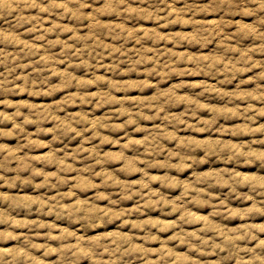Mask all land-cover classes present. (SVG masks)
<instances>
[{
	"label": "clouds",
	"instance_id": "9594fccd",
	"mask_svg": "<svg viewBox=\"0 0 264 264\" xmlns=\"http://www.w3.org/2000/svg\"><path fill=\"white\" fill-rule=\"evenodd\" d=\"M177 4L182 7H177ZM45 13L52 23L50 28L44 27ZM209 14H216L218 18L209 21L206 19ZM53 17H58L60 21L67 19L69 23L57 22ZM106 19L114 22L105 23ZM142 21L154 22L156 26L143 27L140 24ZM82 26L87 28L88 35H79ZM68 32L73 34L69 39H59L62 33ZM51 33H55L57 39L49 40ZM105 38L115 43L105 44ZM38 41H45V44H38ZM169 43L173 46L171 49L167 47ZM57 46L60 48L58 53L50 52ZM185 46L189 51H177ZM203 49H208L210 54H199ZM149 52L153 53L151 57ZM256 53L264 54V0H208L207 3L200 0H0V67L5 69L0 73V97H3L0 98V124L11 122L14 125L12 132L0 130V135L26 136L28 143L24 147H51L45 141L32 140L31 136L52 133V140L60 143L77 138L89 143L100 139L102 143L119 145L121 150L117 157L111 154L101 157L100 145H95L87 149L94 163L80 169L63 164L64 158L53 152L51 162L57 165L59 172H78L76 183L69 185L73 190L66 195L77 196L76 189H79L85 193V198L81 200V205H64L61 201L65 194L61 193L54 198L55 203L49 202L51 212L44 213L42 207L38 211L54 214L73 227L62 228L59 235L50 230L44 237L48 243H36L32 235H26L19 247L7 251L0 248V264H82L85 259L92 264H135L137 260L142 264L145 261L147 264H174L177 259L174 249L158 250L161 252L160 260L151 261L148 253L153 249L146 247L153 243L166 246L171 242L186 248L187 252L180 259L187 260L188 264H226L227 261L264 264V239L260 236L264 233V150L255 147L264 145V139L237 143L211 141L215 147L210 150L207 144L190 141L180 134L181 125H187L185 131H215L218 120L235 117L242 118L244 123L235 128L218 130L232 136L264 133V124L254 126L257 116L264 115V107H256L253 103L264 104V84L260 83L264 81V60L253 59ZM40 55L41 59H34ZM106 57L111 58L110 64L104 63ZM61 64L66 67L60 68ZM29 68L32 72L20 75L18 78L23 83L17 87V69L26 72ZM253 68H260L261 72L250 79L242 78ZM100 69H104V75L98 74ZM189 76L209 77L217 83L213 85L201 81L199 84H188L173 79ZM153 77L154 80L149 79ZM245 83H253L254 91L237 89L232 92L221 88V85ZM167 85L171 86L165 90ZM93 88L95 92L91 90ZM197 88L200 91L195 95L184 91ZM149 90H155L156 94L149 95ZM17 92L38 98L53 97L57 93L65 95L58 103L43 104L29 100L16 102L8 98ZM116 93L125 95L118 98ZM129 93L141 95L133 97ZM211 93H215L216 99L224 101L225 107L214 109L213 119L209 120L201 118L198 113L211 106L210 103L200 102V97ZM237 100L245 107L236 104ZM117 104L119 108L115 107ZM86 106L112 108L113 111L103 119H86L89 115L84 111ZM73 108L81 111L73 113ZM181 108L183 112L179 115L172 114V110L179 111ZM7 109L13 111L9 113ZM146 110L153 114L148 115ZM189 116L198 123L189 124L186 119ZM123 117H126L124 123L111 120ZM158 119L163 121L165 129L170 127L173 131L149 130L140 124L142 120ZM49 122L54 127L44 126ZM28 124L36 127V133L25 132ZM130 125H135L137 132L150 134L144 141L131 139L128 136ZM101 129L108 133H123L127 142L121 144L119 139L110 138ZM152 131L155 134H151ZM88 132L92 135H85ZM170 138L177 143L169 152L161 140ZM141 148L144 150L145 167H134L139 162V156L129 158L125 150L140 153ZM199 148H203V158L197 155ZM84 151L82 144L73 153L72 159H77ZM165 154L167 159L162 164L159 157ZM210 157H215L216 163L224 166L220 172L204 173L200 170L199 166L211 162ZM173 158L179 162L172 163ZM114 159L125 163L121 172L129 174L135 171L145 178L137 183L141 188L139 196L146 202H138L134 209L115 210L121 199H131L130 189L133 186L128 181L110 182L107 177L112 174L106 169L96 171L97 165H106ZM6 162L7 157L0 160V169L8 170ZM42 162L47 163V158ZM236 165L242 169L259 166L262 174L245 180L242 175L229 170V166ZM155 167L178 172L191 170L193 173L187 184L181 180L169 183L167 177H160L165 181L162 188L179 190V195L174 198L166 197L169 204L167 211L160 201L153 199L148 170ZM85 172L89 174V183L92 177L97 176L103 181L99 185L92 184V187L116 186L128 189V192L121 199H113V193L109 191L98 192L89 202L87 189L81 186ZM41 174L45 183L37 187L59 188L61 184H69L67 177L61 178L57 173ZM52 178H56L58 183H49ZM24 183L31 184V178ZM144 189L148 190L147 197ZM223 189H227V193ZM98 199L106 200L107 207L96 203ZM233 200L240 203L233 204ZM205 207L211 209L209 214H197ZM24 208L32 212L31 203L25 204ZM149 210L165 216L179 212L180 218L171 223L139 218L147 215ZM134 213L138 214L136 219L132 218ZM116 220H121V229L131 228L133 232L128 235H124L123 231L112 232L111 226ZM196 224L201 226L195 230L185 228ZM13 227L28 228L39 237L41 233L38 229H52L55 225L26 221ZM77 228L80 229L79 235ZM153 229L157 230L156 233ZM100 230H107L109 235H96ZM169 230L175 231L170 240L158 234ZM141 232L143 235H139ZM13 238L21 240L20 236ZM52 240L58 243L53 245L50 243ZM137 240L144 243L138 244ZM252 241L256 243L251 244ZM35 251H42V256L37 257ZM164 251L168 252L167 258ZM192 252L197 257L189 255ZM52 256L56 259H48ZM202 256L218 258L202 260L199 258Z\"/></svg>",
	"mask_w": 264,
	"mask_h": 264
},
{
	"label": "rangeland",
	"instance_id": "374dc122",
	"mask_svg": "<svg viewBox=\"0 0 264 264\" xmlns=\"http://www.w3.org/2000/svg\"><path fill=\"white\" fill-rule=\"evenodd\" d=\"M201 3H207L208 0H200ZM177 7H182L181 4H177ZM45 28L52 27V23L49 21V18L47 17V14L45 13ZM218 17L216 14H209L206 19L209 21H212L214 19H217ZM52 19L57 20V22H62L65 24H68L69 21L67 19L60 21L58 17H53ZM114 22L112 20H105V23ZM87 22H85L86 25ZM141 26L152 28L156 25L154 22L149 21H142L140 22ZM179 30V29H177ZM165 34L167 33V30H161ZM188 31H191L188 29ZM87 28L85 26L81 27L79 35L86 36L88 35ZM73 34L71 32L68 33H62L59 36V39H69ZM28 39H31V37H28ZM49 40H55L57 39V35L55 33H51L48 35ZM105 44L109 43H115L111 41L108 38H105ZM38 44L44 45L45 41H38ZM132 47H135V45H132ZM163 47V45H161ZM168 48H172L173 46L169 43L167 45ZM213 48L215 45L212 46ZM60 48L57 46L55 49H51L50 52H59ZM177 51H183L187 52L189 51V48L185 46L182 49H177ZM201 55H209L208 49H203L199 53ZM119 55V54H117ZM149 57L153 55L152 52L148 53ZM42 55L34 57V59H41ZM253 59H261L264 60V54L256 53V55L253 57ZM112 62L111 58L106 57L104 60L105 64H110ZM151 66V65H149ZM60 68H65L66 66L61 64L59 66ZM123 67V65L121 66ZM5 69L3 67H0V73H3ZM32 72V68H29L26 70L17 69V72L15 75L17 76L16 79V86L19 87L23 81L20 80L18 77L20 75H24L27 73ZM261 72L260 68H253L252 71L246 73L242 78L244 79H250L254 76H257ZM83 74V73H81ZM98 74L104 75V69H100ZM110 75V74H109ZM141 79L143 77H140ZM124 79V78H122ZM149 79H155L149 78ZM176 82H180L183 80L185 83L188 84H199L201 81H204L208 84L215 85L217 83L216 80L209 78V77H200V76H189V77H175L173 78ZM55 82V78H54ZM261 84H264V81H260ZM171 85H167L165 90H167V87H170ZM221 88L227 91L236 92L237 89L240 91H254L255 85L253 83H245L242 85H221ZM93 92L96 91L95 88L91 89ZM186 93H190L192 95H195L196 92H199L200 89L197 88L194 91L185 89ZM149 95H155V90H149ZM64 93H57L53 97H35V96H28L24 92H17L15 94L10 95L8 98L12 99L13 101L19 102L21 100H29L32 102H39L41 104L43 103H58L59 100H62L64 98ZM124 93H116V96L118 98L123 97ZM128 95L136 97L138 95H141L139 93H129ZM3 98V97H0ZM200 102L202 104H209L210 107H206L201 109V111L198 113V115L201 118H206L209 120L213 119L214 116V109H222L225 107V102L221 101L219 99L215 98V93H211L207 96L200 97ZM256 107H264V104H260L258 102H253ZM236 104L240 105L241 108L245 107V104H243L240 100L236 101ZM233 105H228V107H232ZM116 108H119V104L115 106ZM13 109H7V112L11 113ZM25 111H27L25 109ZM73 113L80 112L81 110L79 108H73L71 109ZM84 111H87L89 115L85 117L86 119H103L105 116H108L110 112L113 111L112 108H106V109H99L95 107H85ZM181 112H183V108H181L179 111L172 110L173 115H179ZM146 113L148 115H152L153 112H150L146 110ZM63 115V113L61 114ZM189 124H196L198 123L197 120H195L192 117L186 118ZM112 122L115 123H124L126 120V117L123 118H111ZM244 120L240 117H235L232 120H224L220 119L216 123V129L215 131H192L191 129H185L187 128V125H181L180 126V134L182 138L189 139L190 141H196L201 145L207 144L209 149L215 147V145L211 144V141H218V140H224V141H232L233 143L237 142H243L248 141L251 142L252 139H264V133H254L251 136L247 135H239V136H232L230 133H222L219 131V128H235L239 124H243ZM141 126L149 129V130H155L159 128L161 132L168 131L171 132L173 129L170 127L165 129V125L163 121L161 120H155V121H149V120H142L140 121ZM260 124H264V115H258L257 116V123L254 125L255 127H258ZM47 128L54 127V124L52 122H49L44 125ZM91 127V126H89ZM14 129V125L11 122H5L0 124V130L6 131V132H12ZM102 133L105 135H108L110 138L119 139L121 144L126 143L127 140L124 138V134H116V133H108L107 130L101 129ZM26 133H36V127L32 124H28L25 127ZM150 133L149 132H137L135 130V125H130L128 128V136L131 139L138 140V141H144L146 137H148ZM151 134H155L154 131H152ZM85 135L91 136L92 133L88 132ZM32 140H40L45 141L51 145V147H24L25 144L28 143V137L26 136H3L0 135V160H4L5 157H7L6 162V168L0 169V248L7 251L9 248L13 247H19L23 237L26 235H32L34 237V242L36 243H48V241L44 238L45 234L49 232L50 230L53 232L54 235H59L62 228H69L71 229L73 225L68 224L66 221L62 219H58L54 214H42L40 211H38L39 208L44 209V213L51 212V208L49 207V202L55 203L56 197L60 196L61 193L65 194V198L61 201L64 205H81V200L85 198V193L80 192L79 189H76L77 196L80 197V199L77 198V196L68 197L66 194L69 191H72L73 189L69 186L71 184L76 183V177L78 175L77 171H67V172H59L58 167L55 163L51 162L53 159V152H55L56 155L63 157L62 163L71 167L72 169H80L85 167L87 164L94 163V161L91 159L89 152L87 149L94 148L95 145H100L101 149V157L108 156L111 154L112 157H117L120 155V146L116 144H111L107 142H101L100 139H94L90 143L87 141L80 140L79 138L75 140H68L64 141L63 143L56 142L52 140V133L48 134H38V135H32ZM161 143L167 149L169 152L175 148L177 141L173 139H162ZM83 144V147L85 148V151L83 154L78 157L77 159L73 160L72 155L73 153L81 148V145ZM255 147L260 148L264 150V145H256ZM143 148H141L140 153H136L134 151L125 150V155L129 158L134 156H139V162L134 167L144 168L145 164L143 163V160L145 159V156L143 155ZM11 153V155H10ZM204 151L203 148H199L197 151V155H199L201 158L204 157ZM84 157H89L88 159H84ZM45 158H47L48 162L44 163L42 162ZM148 159H152L151 156L147 157ZM167 159V154L161 155L159 157L160 162L163 164ZM210 163L205 164L203 166H199L200 170L204 173H218L221 170V167H224L223 165H218L216 163L215 157H210ZM179 161L175 158L172 159V163H178ZM125 167V163L121 160H113L112 162L106 164V165H97L96 171L100 172L101 169H106L108 172H110L112 175L107 177V179L110 182H119V181H128L130 185L133 187L130 189L131 191V199H121V196L127 194L128 189H124L122 187H110V188H95L92 187V184H102L103 181L100 179L99 176L92 177L91 181L89 183V174L83 173L82 174V187H85L87 189V195L86 198L89 202L92 201L93 197L97 196V193H103L105 191H109L113 193V199H121V203L116 207V211L123 212L125 209H134L137 206V203H144L146 202L144 199H142L139 196V192L141 191L140 185L137 183L138 181H144L145 178L138 172L131 171L129 174H125L120 171L121 168ZM133 167V166H130ZM229 170L235 172L237 175H242L245 180L249 178H256L258 175L262 174V170L259 166H257L255 169H252L251 167L247 169H242L239 165L236 166H229ZM149 175L151 177V180L149 181L152 189H153V199L158 200L161 202L162 207L167 211L169 210V204L166 197H175L179 195L178 189H172V188H162L161 185L165 182L164 180L160 179V177H167L168 182L171 183L173 180H181L184 183H188L190 179L192 178V171L189 170L188 172H178L174 170H167L160 167L150 168ZM41 172H47V173H57L61 178L67 177L69 180V184H61L59 188H49V187H37V185H42L45 183V177L41 174ZM31 178L32 183L31 184H25L24 181ZM49 183L56 184L58 181L56 178L50 179ZM244 191H247V189H243ZM145 193V197L148 196V190H143ZM216 192H220V189H214ZM224 193H227V189L222 190ZM31 203L32 206V212L29 213L25 208L24 205ZM96 203L100 204L102 207H107L108 202L103 199L96 200ZM233 204L240 203L239 201H232ZM211 212V209L208 207L201 208L198 210L197 214H209ZM138 214H133V219H136ZM127 218V217H125ZM142 220H153V221H160L164 220L168 223H171L175 220H178L180 218L179 212H173L170 216H165L161 212H152L149 210L147 215L139 216ZM26 221H42L45 224H54L55 228L49 229L47 227L38 229L41 233L39 237L35 236L34 232H30L28 228L25 227H13V225H17L22 222ZM264 222V221H262ZM201 225L196 224L193 226H185L186 230H195V228L200 227ZM111 231L115 233H119L120 231H123L124 235H128L133 232L131 228H123L121 229V220H116L113 225L111 226ZM156 229H153V232L156 233ZM76 232L78 235L80 234V229L77 228ZM9 233L11 235H9ZM161 238L168 239L175 235V231L169 230L168 232H159L158 233ZM96 235L105 237L109 235V232L107 230H100L96 233ZM139 235H143V233H139ZM14 236H20L21 240L18 241L14 239ZM261 238L264 239V233L260 234ZM94 238V237H93ZM53 245H56L58 241L52 240L50 242ZM136 243L142 244L144 243L142 240H137ZM256 241H252L251 244H255ZM146 247L153 249L150 253H148V259L151 261H159L161 258V252L158 250H164V249H174L177 254V259L174 261V264H188L187 260L180 259V257L184 256L187 252L186 248L183 246H177L175 242H171L168 245H162L160 243H153L146 245ZM35 255L37 257L42 256V251H35ZM192 257H197V254L195 252L190 253ZM164 256L167 258L168 252L164 251ZM202 260H215L218 257L217 256H202L199 257ZM48 259H56L55 256L49 257ZM82 264H92V262L88 259H85L82 261ZM135 264H142L140 260L135 261ZM144 264H147L145 261ZM226 264H234V261H227Z\"/></svg>",
	"mask_w": 264,
	"mask_h": 264
}]
</instances>
